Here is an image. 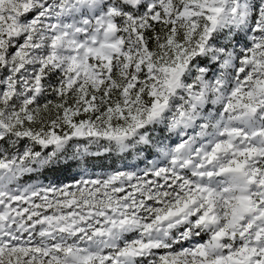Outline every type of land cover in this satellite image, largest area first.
<instances>
[{
	"label": "snow or ice",
	"instance_id": "1",
	"mask_svg": "<svg viewBox=\"0 0 264 264\" xmlns=\"http://www.w3.org/2000/svg\"><path fill=\"white\" fill-rule=\"evenodd\" d=\"M0 264H264V0H0Z\"/></svg>",
	"mask_w": 264,
	"mask_h": 264
}]
</instances>
